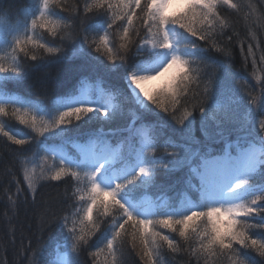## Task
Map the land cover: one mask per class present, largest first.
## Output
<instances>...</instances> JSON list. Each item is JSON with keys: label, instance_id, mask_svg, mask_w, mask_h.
<instances>
[{"label": "snow or ice", "instance_id": "obj_1", "mask_svg": "<svg viewBox=\"0 0 264 264\" xmlns=\"http://www.w3.org/2000/svg\"><path fill=\"white\" fill-rule=\"evenodd\" d=\"M246 8L250 11L245 20L264 21V12L253 0H84L83 17L79 0L73 5L67 0H33L15 21L0 23V117L11 115L35 135L17 138L3 122L0 134L21 152L35 142L33 156L43 150L44 159H52L39 174L35 160L22 161L33 200L42 182L68 178L75 186L72 207L77 216L82 213L79 228L70 220L71 213L42 221V227L61 220L65 227L71 224L70 252L57 264H79V252L99 231L96 221L104 222L101 217H112L105 239L114 262L129 235L133 248L139 239L145 264H157L159 242L178 251L176 238L157 229L178 234L189 254L205 258V264L207 257L218 255L234 256L238 264H256L246 249L264 257V183L259 182L264 179V119L256 120L257 114L264 115V80L257 95L252 85L238 89L232 84L235 75L207 56L210 49L230 55L215 42L231 28L222 11L241 14ZM61 12L69 15L62 17ZM44 34L59 37V46H51L56 41L45 40ZM65 43L69 50L76 45L82 67L93 73H119L122 88L113 89L102 76H88L78 81L80 88L73 87L60 99L9 94L10 83L22 85L28 79L30 61L38 67L71 59ZM247 52L255 64L251 44ZM55 53L60 55H44ZM85 81L90 86L85 87ZM119 96L136 106L130 119L124 105L114 103ZM117 120H124L123 125L109 127ZM94 122L99 127L72 143L71 152L45 147L49 141L66 145L69 133ZM162 175L174 177L168 187L178 190L175 198H136L140 190L160 186ZM22 192L17 181V195ZM86 223L91 226L87 231ZM38 254L39 248L29 264H40Z\"/></svg>", "mask_w": 264, "mask_h": 264}, {"label": "trees", "instance_id": "obj_2", "mask_svg": "<svg viewBox=\"0 0 264 264\" xmlns=\"http://www.w3.org/2000/svg\"><path fill=\"white\" fill-rule=\"evenodd\" d=\"M33 0H0V23L8 21H15L24 10L29 6ZM77 0H67L68 5H73ZM92 0H88L91 3ZM240 3L241 0H235ZM257 8L264 12V0H253ZM80 16L83 17L84 0H79ZM250 11L245 9L241 14H235L231 9L222 11V15L229 19L231 28L226 30V35L217 37L215 42L224 47L230 55H221L215 49H210L207 56L213 60H218L222 63L223 69L228 73L235 75V80L232 84L236 88H241L246 85H252L256 88L253 95L259 92L258 84L264 80V60H261V55H264V21L253 23L254 17H249L245 20V14ZM62 17L69 14L61 12ZM73 24V21H69ZM71 32V27L65 29L63 33L65 37ZM255 34V39H253ZM231 35L232 39L228 40L227 36ZM45 40H54L56 43L51 46H59V37H48L44 34ZM43 42V41H42ZM204 47H208L201 42ZM241 44H243L244 52H241ZM252 45L253 52L256 56V63H252V56L248 55L247 49ZM87 47V46H85ZM64 50L72 57L69 60L62 62H53L47 66L32 67L37 64L36 61L29 62V75L28 79L22 85L10 83L7 87L10 95H16L21 99L31 98L33 100L39 98L44 101L60 99L61 95L73 87L80 88L83 77L88 76H102L113 89L122 88V81L120 80L119 73L106 75L103 70L93 73L90 68L82 67L83 61L80 59V54L76 51V45L73 44L72 49L69 50L67 43L64 44ZM93 56H100L101 60L110 64L106 58L93 49H89ZM4 55V52L1 54ZM46 57L54 58L59 56V53L44 54ZM248 55L247 61L244 56ZM195 70V66H193ZM218 75H223V71H219ZM239 82V83H237ZM84 83H88L85 81ZM99 84V81L96 82ZM95 87L96 85H92ZM204 85L201 84V91ZM244 95V92L240 93ZM124 105L126 110V119H130L135 112L136 106L126 96H119L118 101H114ZM18 106V105H17ZM12 106H9L11 113ZM167 116V114L161 113ZM196 118V125L200 123V113H194ZM179 118V116L177 117ZM264 119V115L257 114L256 120ZM0 122L5 123L6 129L10 130L17 138H31L35 135L30 128L19 123L11 115L7 117H0ZM124 120H117L109 127H120ZM99 127L97 123L90 125H83L79 129H74L69 133L70 142L66 145L59 143H52L51 141L45 144V147L53 149L54 147L65 148L71 152L72 143H79L83 137L91 130ZM107 130V129H105ZM167 134V132L165 133ZM199 135V132H197ZM42 140V137H37ZM37 151V144L35 142L26 145L23 152L19 151V146L12 144L6 137L0 134V264H29L32 258L33 251L39 248V262L40 264H53L59 259L63 253L70 252V235L68 227H65L63 221L54 222L50 227H42V221L52 214L56 215H72L69 216L70 220L77 221L79 228V219L82 218V213L77 216L72 207L75 197L71 193L75 190L74 182L68 178L62 181H44L38 186L37 195L33 200L31 191L27 188V182L24 180V165L22 161L27 158L28 160H35L37 167V174L41 168H47L52 165L51 158L44 159L47 155L43 150L37 152L36 156L33 153ZM32 165L30 164L29 167ZM174 180V177L161 176L158 187H148L136 193L137 199H144L145 197H163L165 199L175 198L177 196V189L168 187ZM17 181L23 192L17 195ZM264 183V179L259 180ZM15 201V204L13 203ZM86 207V204L84 205ZM99 223V231L95 235H91L88 244L79 252V264H145L146 257H142L141 245L139 239L135 241L136 247L133 248V241L131 236L127 237V242L123 246L122 252L117 253L116 261H113L111 254L106 248V236L110 233L105 229L111 223L112 217H101ZM91 226H85L87 231ZM128 227V226H126ZM164 235H171L176 238L179 245V250L172 252L167 247L166 243H161L157 264H205V258H200L189 254L188 247L184 244L183 240L179 238L178 234L170 233L168 229H157ZM131 229H129V232ZM259 235V233H258ZM69 246V247H68ZM193 247L195 245L193 244ZM251 255L256 264H264V257L260 256L255 250H244ZM93 253H99L93 255ZM74 255V254H73ZM207 264H238V260L234 256L218 255L216 257H207Z\"/></svg>", "mask_w": 264, "mask_h": 264}, {"label": "rangeland", "instance_id": "obj_3", "mask_svg": "<svg viewBox=\"0 0 264 264\" xmlns=\"http://www.w3.org/2000/svg\"><path fill=\"white\" fill-rule=\"evenodd\" d=\"M2 53H3V52L0 51V55H1ZM154 83L158 84L159 82H154ZM84 86H85V87H88V86H90V85H89L88 83H84ZM91 86H92V85H91ZM148 86H149V87H152L153 85H148ZM54 148H55V149H59L58 147H54ZM141 200H152V201L160 200V201H166L167 199L158 196V197H145L144 199H141ZM158 231H160V230H158ZM68 247H69V246H68ZM65 255H66L65 253L61 254V255L59 256V259H58L57 261H55L53 264H57V262H58L61 258H63Z\"/></svg>", "mask_w": 264, "mask_h": 264}]
</instances>
